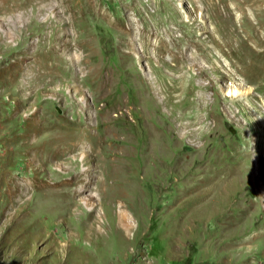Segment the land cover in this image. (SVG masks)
Instances as JSON below:
<instances>
[{"label": "rangeland", "instance_id": "1", "mask_svg": "<svg viewBox=\"0 0 264 264\" xmlns=\"http://www.w3.org/2000/svg\"><path fill=\"white\" fill-rule=\"evenodd\" d=\"M0 264H264V0H0Z\"/></svg>", "mask_w": 264, "mask_h": 264}, {"label": "bare ground", "instance_id": "2", "mask_svg": "<svg viewBox=\"0 0 264 264\" xmlns=\"http://www.w3.org/2000/svg\"><path fill=\"white\" fill-rule=\"evenodd\" d=\"M49 3V2H48ZM57 4H58V2H57ZM54 5H55V3H54ZM57 7V6H56ZM55 9V8H54ZM12 21H14V20H12ZM25 21V20H24ZM71 28V27H70ZM129 31H130V29H126V32L127 33H129ZM125 32V31H124ZM166 32V31H165ZM71 34L72 33H69V32H65V37L66 38H64V37H62V36H59L58 37V41H57V43H56V45H54L53 46V50H54V52L55 53H57V54H59L60 52H62V51H66V52H69V51H71V49L73 48V44H72V42H71V40H70V37H71ZM169 34V33H168ZM170 35H171V33H170ZM169 36V35H168ZM170 37H172V35L170 36ZM174 40V38L172 37V39H171V41L170 42H168V41H166V43L168 44V45H171V43H173L172 41ZM125 42V41H124ZM190 42V41H189ZM189 42L188 43H185V46H184V48L183 49H180V50H178V51H176L175 52V56H174V58L175 59H177V60H180V61H183V62H185V60H189L190 62L189 63H191V64H193V63H197V58H196V56L194 55V54H190V55H192V56H189V54H187V49L189 48ZM166 43H165V41H163L162 39H160L159 40V42H158V48H159V50H161V49H164V48H166L167 47V45H166ZM174 45V44H173ZM202 46V45H201ZM36 47V46H35ZM75 47H77V46H75ZM79 49V48H78ZM80 51V50H79ZM164 51V50H163ZM71 53V52H70ZM72 54V53H71ZM75 54V53H74ZM55 55V54H54ZM66 55V54H65ZM24 56H26V54L24 55ZM74 58V57H73ZM34 60V59H33ZM35 61V60H34ZM73 61V60H72ZM28 64V63H27ZM30 64V63H29ZM200 64V63H199ZM30 66V65H29ZM175 66L176 67H178V65H176L175 64ZM26 67H28V66H26ZM80 69V68H79ZM30 70V69H29ZM48 70V69H47ZM25 71V70H24ZM46 72V71H45ZM229 94H233L232 92H228ZM81 144V143H80ZM83 145V144H82ZM64 150H67V148H65ZM61 153V152H60ZM74 183V182H73ZM76 183V182H75ZM63 186V185H62ZM76 186V185H75ZM59 188V187H58ZM55 189V188H54ZM88 189V186L87 185H81V186H77L74 190H73V192L74 193H76V194H79V193H83L85 190H87ZM92 209L94 210L95 209V206H92ZM123 215V214H122ZM127 218V217H126Z\"/></svg>", "mask_w": 264, "mask_h": 264}]
</instances>
